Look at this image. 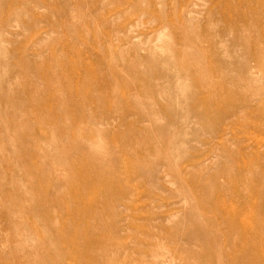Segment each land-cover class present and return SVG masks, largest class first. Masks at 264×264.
I'll list each match as a JSON object with an SVG mask.
<instances>
[{
    "label": "rangeland",
    "instance_id": "374dc122",
    "mask_svg": "<svg viewBox=\"0 0 264 264\" xmlns=\"http://www.w3.org/2000/svg\"><path fill=\"white\" fill-rule=\"evenodd\" d=\"M246 1L0 0V264H264Z\"/></svg>",
    "mask_w": 264,
    "mask_h": 264
},
{
    "label": "bare ground",
    "instance_id": "6f19581e",
    "mask_svg": "<svg viewBox=\"0 0 264 264\" xmlns=\"http://www.w3.org/2000/svg\"><path fill=\"white\" fill-rule=\"evenodd\" d=\"M244 5H245V8H247L248 12H250L251 14H253L252 17L256 19V20H255V24H256V25H257V23H258L259 21H261V23L264 24V16H263V15L257 13V12L254 11L253 9H251V8L248 6L247 1L244 2ZM250 13H249V14H250ZM262 21H263V22H262ZM246 22H247V19H246ZM261 23H260V24H261ZM250 24H252V23H250ZM253 47H254V45H253ZM245 262H246V258H245V260H244V257H240V258H238V259H236V260H235V259L232 260V262H231L230 264H245Z\"/></svg>",
    "mask_w": 264,
    "mask_h": 264
}]
</instances>
